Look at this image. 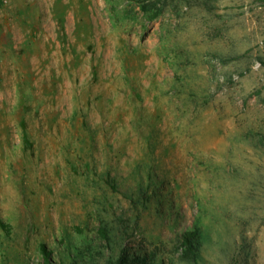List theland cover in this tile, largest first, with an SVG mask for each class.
<instances>
[{"label":"rangeland","instance_id":"1","mask_svg":"<svg viewBox=\"0 0 264 264\" xmlns=\"http://www.w3.org/2000/svg\"><path fill=\"white\" fill-rule=\"evenodd\" d=\"M194 228L264 264V0H0V264H195Z\"/></svg>","mask_w":264,"mask_h":264},{"label":"trees","instance_id":"2","mask_svg":"<svg viewBox=\"0 0 264 264\" xmlns=\"http://www.w3.org/2000/svg\"><path fill=\"white\" fill-rule=\"evenodd\" d=\"M142 8L143 10L147 11L146 5H142ZM160 11H161L160 8H158L156 11L152 10V12L149 14V18L150 19L156 18L160 14ZM197 235H198L197 229L194 228L192 230L185 232L182 238L184 242L183 245L186 247L185 252H184L185 258L193 261L195 264H200V258L198 255L199 241L198 239H196ZM41 249H42V252L44 253V259H45L44 264H56V262L50 258V252L47 251L46 246L42 245ZM116 264H125L123 262V258L120 257L117 260Z\"/></svg>","mask_w":264,"mask_h":264}]
</instances>
